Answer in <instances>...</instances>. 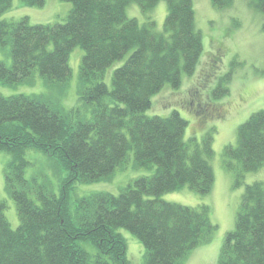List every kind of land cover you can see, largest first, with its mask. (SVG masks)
Masks as SVG:
<instances>
[{
  "label": "trees",
  "instance_id": "obj_1",
  "mask_svg": "<svg viewBox=\"0 0 264 264\" xmlns=\"http://www.w3.org/2000/svg\"><path fill=\"white\" fill-rule=\"evenodd\" d=\"M45 0H20L41 6ZM72 4L63 22L31 24L26 16L1 19L11 0H0V83H32L36 72L58 84V94L0 95V152L10 160L4 189L15 203L19 225L12 228L0 201V264H129L125 229L144 247V264H181L191 250L208 242L217 226L206 204L188 206L160 199L183 186L207 195L214 184L211 129L200 142L183 138L187 121L172 110L146 115L151 98L168 84L191 74L202 52L192 0H164L162 32L149 17L139 24L126 14L130 3L143 14L159 0H65ZM264 14V0H249ZM216 9L231 0H210ZM79 46L78 95L90 117L69 121L59 97L70 77L68 57ZM124 62L111 73L116 61ZM229 74L211 94L228 93ZM36 150L56 165L59 190L25 178L27 150ZM129 151L134 167L152 169L130 181L116 195L97 192L71 199L75 182L107 180ZM223 166L235 173L264 164V110L252 112L236 128L235 143L222 151ZM54 174V175H55ZM56 177V178H57ZM63 181V182H62ZM34 196V200L31 198ZM150 196L151 198H148ZM216 264H264V181L245 186L234 227L220 247Z\"/></svg>",
  "mask_w": 264,
  "mask_h": 264
},
{
  "label": "rangeland",
  "instance_id": "obj_2",
  "mask_svg": "<svg viewBox=\"0 0 264 264\" xmlns=\"http://www.w3.org/2000/svg\"><path fill=\"white\" fill-rule=\"evenodd\" d=\"M195 26L202 35V52L191 74H181L180 83L172 88L168 84L151 98V106L146 115L167 116L172 110L179 112L187 121L183 138L185 141L201 137L211 129L213 134V156L210 164L214 171L211 191L200 196L183 186L165 193L160 199L188 206L206 204L210 208V220L217 226L211 239L194 248L181 264H216L225 234L234 227L235 213L245 186L255 181H264V164L257 171L246 172L234 184L235 173L222 164L223 147L235 143L236 128L255 111L264 110V14L255 11L249 0H231L227 7L216 9L210 0H192ZM72 4L65 0H45L41 6L23 5L20 0H11L10 7L1 14V19L18 20L26 16L31 24L63 22ZM126 14L134 17L139 24L146 18L154 20L155 31L162 32L167 14V4L159 2L146 14L130 3ZM84 51L74 47L68 57L70 77L64 87L60 106L69 114V121L89 118L90 110L79 100V65ZM116 61L108 69L106 82L110 86V76L114 68L124 62ZM0 60L10 64L8 50H0ZM229 74L228 93L219 98L212 97V90L221 77ZM55 83L44 82L34 73L32 83L1 84L0 95L58 94ZM28 165L25 178H35L39 184H48L58 193L61 177L54 173L56 165L44 154L29 149L25 153ZM10 160L7 152H0V201L6 207L4 214L13 226L19 225L15 203L4 189V168ZM152 169L134 167L133 152L129 151L126 161L115 169L107 179L95 182H75L71 188V199L97 192L118 194L130 181L141 175H148ZM55 174V175H54ZM57 177V178H56ZM58 179V180H57ZM63 182V181H62ZM34 200V196H31ZM148 198H151L148 196ZM127 245L129 264H144V247L129 231L119 229Z\"/></svg>",
  "mask_w": 264,
  "mask_h": 264
}]
</instances>
